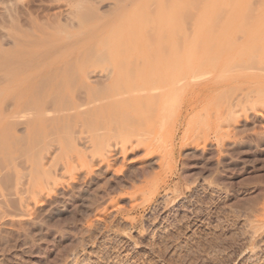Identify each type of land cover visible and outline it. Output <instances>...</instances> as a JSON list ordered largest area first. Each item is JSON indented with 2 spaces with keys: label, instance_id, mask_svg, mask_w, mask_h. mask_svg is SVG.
I'll use <instances>...</instances> for the list:
<instances>
[{
  "label": "rangeland",
  "instance_id": "obj_1",
  "mask_svg": "<svg viewBox=\"0 0 264 264\" xmlns=\"http://www.w3.org/2000/svg\"><path fill=\"white\" fill-rule=\"evenodd\" d=\"M193 1L0 0V264H264V1Z\"/></svg>",
  "mask_w": 264,
  "mask_h": 264
},
{
  "label": "bare ground",
  "instance_id": "obj_2",
  "mask_svg": "<svg viewBox=\"0 0 264 264\" xmlns=\"http://www.w3.org/2000/svg\"><path fill=\"white\" fill-rule=\"evenodd\" d=\"M194 1H196V2H194ZM194 1H193V2H194V3H193L194 6L191 5V6L189 7V8L192 7L193 10H190V9H189L188 11H189L190 13H187V16H188V14H189V16H190V17L192 16V18L189 19V17H187L186 14H185V18H186V19L188 18V19H187V23H188V25L191 27L192 25H195L196 22H199V19H200V24H199V26H200V28H202V29L206 26L207 23L210 22V23L208 24V26L206 27V29H205L207 33L203 30L204 33H205L204 35H206V34H208V33H210V32H213V31H214V33H215V31L217 32V30H214V29L217 28L215 25H221V24H222L223 20L225 19V18H224V15L222 16V15L220 14V16L222 17L221 19L219 18V19H220V21H219L220 24H219V23H218V24L215 23V25L212 26L213 23H211V22H213V21H215V20H216L215 22H217L219 15L216 16V13H217V12H216V13L214 12V14H215L214 17H216L217 19L215 18L214 20L212 19L213 21H212V20L210 21V18H211L210 15H211V13H209V12H210V10H212V14H213V11H214V9H212V8H213L212 6H214L213 4H216L217 2H218V3H219V2L221 3V1H222V4H223L224 0H221V1H220V0H219V1H218V0H210V1H209V0L207 1V0H206L207 2H206L205 0H204L203 2H202L201 0H198L200 4H199V3L197 4V0H194ZM200 1H201V2H200ZM215 1H217V2H215ZM235 1H237V0H235ZM263 1H264V0H263ZM178 2H179V1H178ZM208 2H209L210 5H212V6H209V3H208ZM211 2H212V3H211ZM225 2H226V1H225ZM229 2H230V0H229ZM247 2H250V1H247ZM253 2H258V1L255 0V1H253ZM253 2L251 1V3H253ZM189 3H190V2H189ZM195 3H196V4H195ZM207 3H208V5H207ZM231 3H232V2H231ZM233 3H235V2H233ZM237 3H238V2H237ZM182 4H183V2H182ZM190 4H191V3H190ZM203 4H204V7L201 9V6H202ZM227 4H228V3H227ZM258 4H259L260 7L263 5L262 2H261V3L259 2ZM261 4H262V5H261ZM170 5H171V4H170ZM188 5H189V4H188ZM195 5H196V6H199L200 8H197V10H194V7L196 8ZM200 5H201V6H200ZM205 5H207L206 7L208 8V9H206V11L209 10V12H208V16H209V18H208V19H206L207 17H205V15H206L205 13H207V12L205 11V8H206ZM223 5H224V4H223ZM232 5H233V4H232ZM250 5H251V4H250ZM253 5H254V3L252 4V7H253ZM172 6H173V4H172ZM177 6H178V5H177ZM182 6H183V5H182ZM219 6H220V5H219ZM254 6H255V5H254ZM259 6H257V7H259ZM210 7H211V8H210ZM217 7H218V6H217ZM249 7H251V6H249ZM262 7H263V6H262ZM262 7H261V8H262ZM182 8H183V7H182ZM222 8H223V7H222ZM261 8H260V9H261ZM186 9H188V8H186ZM186 9H185V10H186ZM199 9H201L200 11H202L201 15H200V11H199ZM203 9H204V10H203ZM218 9H221V8L219 7ZM250 9H251V8H249V11H253L255 8H254L253 10H252V9L250 10ZM182 10H184V9H182ZM224 10H226V9H224ZM256 10H257V8L255 9V14H257V13H256ZM172 11H173V10H172ZM172 11H171V12H172ZM188 11H187V12H188ZM192 11H194V12L192 13ZM195 11H199V12H196V13H195ZM222 11H223V9H222ZM258 11H259V10H258ZM258 11H257V12H258ZM169 12H170V11H169ZM204 12H205V13H204ZM218 12H219V11H218ZM223 12H224V11H223ZM245 12H246V11H245ZM184 13H185V12H184ZM203 13H204V15H203ZM219 13H222V12L220 11ZM235 13H236V12H234V14H233V13L231 14V19L233 18V16H235ZM247 13H248V12H247ZM170 14H172V13H169V15H170ZM181 14H182V13H181ZM191 14H192V15H191ZM193 14H195V15H193ZM196 14H199L198 16H199V17L202 16V17L199 18V17L197 16V17H198V19H197V17H195ZM209 14H210V15H209ZM217 14H218V13H217ZM236 14H237V13H236ZM248 14H249V13H248ZM255 14H254V12H253L252 16H251V14H250V17H248L249 15H248V16L246 15L247 17H246V19H245L244 21L247 22L250 18H252V17H256ZM169 15H168V16H169ZM182 15H183V14H182ZM232 15H233V16H232ZM258 15H259V14H258ZM214 17L212 16V18H214ZM237 17H239V15H238ZM262 17H263V16H262ZM182 18H183V17H182ZM240 18H241V17H240ZM248 18H249V19H248ZM259 18H260V17H259ZM168 19H169V18H168ZM194 19H195V21H194ZM222 19H223V20H222ZM226 19H227V18H226ZM231 19L229 20V22H231V23H229V24H232V22H233L234 20H237V19L234 18V20L231 21ZM242 19H244V17H242ZM242 19H241V20H242ZM252 19H253V18H252ZM67 20H68V19H67ZM182 20H185V19L183 18ZM189 20H190V21H189ZM207 20H208L209 22H208ZM221 20H222V21H221ZM241 20H240V22H241ZM250 20H251V19H250ZM69 21H71V20H69ZM193 21H194V22H193ZM203 21H204V22H203ZM206 21H207V22H206ZM224 21H225V20H224ZM178 22H179V21H178ZM178 22H177V23H178ZM189 22H191V23H190L191 25L189 24ZM240 22L238 23L239 26L244 25L243 23L240 24ZM248 22H249V21H248ZM256 22H257V19H256ZM256 22H255V23H256ZM69 23H70V22H69ZM71 23H72V22H71ZM173 23H174V22H173ZM201 23L205 24V26L202 25ZM227 23H228V21H227ZM255 23H254V24H255ZM263 23H264V18H263L262 23H260V24H262L261 26L264 25ZM185 24H186V23H185ZM247 24H248V23H246V25H247ZM249 24H250V23H249ZM254 24H253V26H254ZM186 25H187V24H186ZM186 25H185V26H186ZM209 25L212 26L213 28H214V27H216V28H214L213 30H210ZM225 25H226V24H225ZM227 25H228V24H227ZM238 25H237V26H238ZM175 26H176V25H175ZM196 26H198V23H197V25L192 26V28H193V27H196ZM201 26H204V27H201ZM253 26H252V27H253ZM258 26L260 27V25H258ZM178 27H179V26H178ZM208 27H209V28H208ZM228 27H229V26H228ZM228 27H227V28H228ZM242 27H244V26H242ZM252 27H251V28H252ZM173 28H174V26L172 27V29H173ZM176 28H177V26H176ZM188 28H189V27H188ZM192 28H190V29L192 30ZM227 28H226V29H227ZM240 28H241V27H240ZM174 29H175V28H174ZM202 29L199 30V28H197V31H196L197 33L193 31L194 28H193V30H192V32H194L193 35H192V37H193L194 39L197 38V39L195 40L197 43H198V41H199L200 39H203V38H201V37L203 36ZM207 29L209 30V32H208ZM222 29H224V28H222ZM175 30H176V29H175ZM180 30L182 31V28H181ZM188 30H189V29H188ZM234 30H235V29H234ZM241 30L243 31V29H241ZM241 30L239 29V32H240V33L242 32ZM263 30H264V29H263ZM163 32H164V31H163ZM166 32H167V31H166ZM192 32H190V33H192ZM200 32H201V33H200ZM239 32H238V33H239ZM182 33H183V32H182ZM214 33H213V34H214ZM238 33H237V34H238ZM262 33H264V31H262ZM140 34H141V33H140ZM154 34H155V33H154ZM159 34H160V33H159ZM176 34H177V33H176ZM194 34H195V35L197 34V36H195ZM201 34H202V35H201ZM237 34H236V35H237ZM148 36H149V35H148ZM152 36H153V35H152ZM154 36H156V35H154ZM162 36H163V35H162ZM176 36H177V35H176ZM218 36H219V34H218ZM146 37H147V36H146ZM190 37H191V36L188 35L187 38L189 39ZM199 37H200V38H199ZM242 37H243V36H242ZM198 38H199V39H198ZM215 38H216V37H215ZM240 38H241V36H240ZM165 39H166V38H165ZM175 39H176V38H175ZM237 39H238V38H237ZM237 39H236V40H237ZM262 39H263V38H262ZM149 40H150V38H149ZM160 40H162V39H160ZM166 40H167V39H166ZM258 40H259V39H258ZM263 40H264V39H263ZM146 41H147V40H146ZM179 41H180V40H179ZM185 41H186V39H185ZM190 41L193 43L192 39H191ZM260 41H261V39H260ZM138 42H139V41H138ZM153 42H155V41H153ZM210 42H211V41H210ZM210 42H208V43H210ZM253 42H254V41H253ZM132 43H133V42H132ZM144 43H145V42H144ZM147 43H148V42H147ZM151 43H152V42H151ZM155 43H156V42H155ZM160 43H161V42H160ZM160 43H158V45H159ZM205 43H206V42H205ZM149 44H150V43H149ZM162 44H163V42H162ZM166 44H167V43H166ZM175 44H176V43H175ZM211 44H212V43H211ZM213 44H214V43H213ZM252 44H253V43H252ZM184 45H185V43H184ZM255 45H256V44H255ZM210 46H211V45H210ZM150 47H151V46H150ZM167 47H168V46H167ZM176 47H177V46H176ZM252 47H253V46H252ZM165 48H166V47H165ZM192 48H193V47H192ZM195 48H196V47H195ZM263 48H264V47H263ZM147 49H148V48H147ZM167 49H168V48H167ZM167 49H166V50H167ZM131 50H132V49H131ZM187 50H188V49H187ZM190 50H191V49H190ZM250 50H251V49H250ZM256 50H257V49H256ZM263 50H264V49H263ZM89 51H90V50H89ZM101 51H102V49H101ZM147 51H148V50H147ZM164 51H165V50H163L162 52H164ZM169 51H170V49H169ZM252 51H253V50H252ZM252 51H251V53H252ZM258 51H260V48H259V47H258ZM133 52H134V51H133ZM241 52H242V51H241ZM86 53H87V52H86ZM86 53H85V54H86ZM89 53H90V52H88L87 54H89ZM92 53L94 54L93 51H92ZM101 53H102V52H100V54H101ZM103 53H104V52H103ZM121 53H122V52H121ZM158 53H159V52H158ZM178 53H180V52H178ZM215 53H216V51H215ZM221 53H222V52H221ZM87 54H86V55H87ZM160 54H161V53H160ZM176 54H177V53H176ZM206 54H207V53H206ZM248 54H249V53H248ZM90 55H91V53H90ZM95 55H96V54H95ZM95 55H94V56H95ZM98 55H99V54H98ZM101 55H102V54H101ZM121 55H122V54H121ZM143 55H144V54H143ZM162 55H163V54H162ZM166 55H167V54H166ZM241 55H242V54H241ZM252 55H253V59H254V57H255L256 54H255V55L252 54ZM252 55H251V56H252ZM217 56H218V55H217ZM96 57H97V56H95V58H96ZM98 57H99V56H98ZM166 57H167V56H166ZM169 57H170V56H169ZM196 57H197V56H196ZM213 57H214V56H213ZM218 57H220V56H218ZM241 57H242V56H241ZM133 58H135V57H133ZM148 58H149V57H148ZM255 58H256V57H255ZM165 59H166V58H165ZM211 59H213V58H211ZM125 60H126V59H125ZM134 60H135V59H133V61H134ZM136 60H138V59H136ZM146 60H148V59H146ZM249 60H250V59H249ZM133 61H132V63H133ZM139 61H140L139 63L136 61L138 64H136V62H134V64H136V65H134V67L142 63V62H141V59H140ZM148 61H149L150 63L153 62L152 60H151V61L148 60ZM201 61H202V60H201ZM217 61H218V60H217ZM241 61H242V59H241ZM123 62H124V61H123ZM243 62L245 63V61H243ZM257 62H258V61H257ZM132 63H131V64H132ZM144 63H147V62L145 61ZM244 63H243V65H244ZM252 63H253V62H252ZM156 64H157V63H156ZM237 64H238V63H237ZM246 64H247V65H250L248 62H247ZM126 65H127V64H126ZM200 65H201V64H199V68H200ZM239 65H240V64H238L237 66L239 67ZM241 65H242V64H241ZM263 65H264V64H263ZM142 66H144V64H143ZM142 66H141V67H142ZM149 66H150V65H149ZM255 66H256V64H255ZM126 67H127V66H126ZM248 67H249V66H248ZM251 67H252V66H251ZM262 67L264 68V66H262ZM246 68H247V67H246ZM134 69H135V68H134ZM213 69H214V68H213ZM230 69H231V68H230ZM256 69H257V68H256ZM135 70H138V68L135 69ZM135 70H133V71H135ZM197 70H198V69H197ZM263 70H264V69H263ZM230 71H231V70H230ZM105 72H106V71H105ZM226 72H229V71H226ZM253 72H254V71H253ZM182 73H183V72H182ZM195 73H196V72H195ZM195 73H194V75H195ZM204 73H205V72H204ZM259 73H260V72H259ZM108 75H109V73H108ZM108 75L106 74V76H108ZM106 76H104V79H103V78H102V79L99 78L100 80H98V79L95 80V79H94V81H93V78L91 79V81H88L90 78L87 77L88 80L86 81V84L84 83V85H86V87H85L84 85H83V86H84L86 89L91 90V92H93V93H94V91H97V90H99V91L102 90V91H103V90L105 89V87H103V86H104V85L108 86V84H109L108 82H110L109 79H110V80L112 79L111 76H110V78H108V77H106ZM208 76H209V75H208ZM118 77H119V76H118ZM96 78H97V77H96ZM206 78H207V77H206ZM206 78H205V79H206ZM117 79H118V78H117ZM203 79H204V78H203ZM183 80H184V79H183ZM183 80H182V82H183ZM111 81H112V80H111ZM118 81H119V79H118ZM199 81H200V80H199ZM261 81H262V82L259 81L261 84L264 83L263 80H261ZM83 82H84V81H83ZM170 82H171V81H170ZM259 82H258V83H259ZM118 83H119V82H118ZM180 83H181V82H180ZM116 85H117V84H116ZM78 86H79V85H78ZM80 87H81V86H80ZM80 87H79V88H80ZM77 88H78V87H77ZM79 88H78V91H82V90L79 89ZM100 88H104V89H101V90H100ZM82 89H83V88H82ZM86 89H85V90H86ZM99 91H98V92H99ZM106 91H107V90H106ZM109 91H110V90H109ZM83 92H84V91H83ZM83 92H82V93H83ZM98 92H96V94H97ZM103 93H104V92H103ZM261 93H262V92H261ZM80 94H81V93H80ZM91 94H92V93H91ZM82 95H83V94H82ZM94 95H95V94H94ZM59 96H60V95H58V97H59ZM104 96L106 97V95H104ZM104 96H103V97H104ZM55 97H56V98H54V100H56V99L58 98L57 95H56ZM82 98H83V97H82ZM95 98H96V97H95ZM83 99H84V98H83ZM156 99H157V98H156ZM52 100H53V98H52ZM79 100H81V99L79 98L78 101H79ZM84 100H85V99H84ZM100 101H101V100H100ZM79 102H80V101H79ZM154 102H155V101H154ZM52 103H53V102H52ZM54 104H55V101H54ZM77 104H78V103H77ZM65 106H66V105H65ZM118 108H119V107H118ZM62 109H63V108H62ZM117 110H118V109H117ZM24 111H25V110H24ZM118 111H119V110H118ZM48 113H49V112H48ZM43 114H44V113H43ZM49 116H50V115H49ZM48 119H49V118H48ZM50 119H51V118H50ZM120 119H121V118H120ZM37 120H38V119H36L35 121H37ZM32 121H33V120H32ZM258 121H259V120H258ZM39 122H40V120H39ZM117 122H118V121H117ZM117 122H116V123H117ZM34 123H35V122H34ZM116 123H115V126H112L111 131H112L113 129H117V127H119V126L117 125L118 123H117V124H116ZM29 125H30V122H29ZM33 125H34V124H33ZM35 125H36V126H33V128L29 126V128H32L33 130H36L38 133L41 132L40 129H38L39 131L36 129V128L38 127V125H37L36 123H35ZM40 125H41V123H40ZM116 125H117V126H116ZM34 127H35V128H34ZM39 127H41V126H39ZM106 127H107V126H106ZM115 127H116V128H115ZM29 128H28V129H29ZM109 130H110V129H109ZM36 131H35V132L31 131V132H32L31 134L34 135V133H36ZM115 134H116V133H115ZM115 134H114V136H115ZM261 134H262V133H261ZM34 136H36V135H34ZM259 139H260V137H259ZM82 140H83V139H82ZM254 141H255V140H254ZM260 141L263 143V142H264V138H262V140H260ZM260 141H257V142H260ZM77 143H78V142H77ZM83 143H84V142H83ZM256 144H257V143H256ZM259 144H260V143H259ZM82 145H83V144H81V146H82ZM84 148H85L86 150L88 149L87 147H84ZM90 149H92V148H90ZM47 161H48V160H47ZM108 167H109V166H108ZM103 172H104V171H103ZM103 174H104V173H103ZM100 175H102V174H100ZM108 181H109V180H107V183H108ZM109 183H110V182H109ZM105 185H106V184H105ZM107 185H108V184H107ZM118 186H119V183L114 184V187H115V188H114L113 190H115ZM112 188H113V187H112ZM112 188H111V189H112ZM82 189H83V188H82ZM109 189H110V187H109ZM111 189H110V190H111ZM108 192H110V191L108 190ZM110 193H111V192H110ZM74 194H75V193H74ZM8 259H9V258H8Z\"/></svg>",
  "mask_w": 264,
  "mask_h": 264
}]
</instances>
